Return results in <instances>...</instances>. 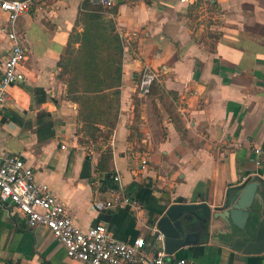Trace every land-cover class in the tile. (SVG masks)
Segmentation results:
<instances>
[{
	"label": "crops",
	"instance_id": "crops-1",
	"mask_svg": "<svg viewBox=\"0 0 264 264\" xmlns=\"http://www.w3.org/2000/svg\"><path fill=\"white\" fill-rule=\"evenodd\" d=\"M86 1L38 0L19 18L28 52L19 69L24 80L7 90L0 155L20 156L83 231L104 224L114 240L142 238L155 254L154 230L164 212L202 203L210 218H193L190 244L164 250L169 259L264 264V245L256 252L237 245L253 242L264 223V179L251 161L252 149L264 148V0H115L103 9L122 41V77L114 127L98 131L79 121V106L58 78V62L82 31ZM6 20L0 10V75L10 49L1 31ZM79 131L109 136L83 146ZM105 149L112 158L97 171ZM250 185L251 198L242 199L249 212L244 227L215 217L227 196ZM118 195L141 208L94 207ZM0 264L79 262L47 228L28 227L15 208L0 204Z\"/></svg>",
	"mask_w": 264,
	"mask_h": 264
},
{
	"label": "built area",
	"instance_id": "built-area-1",
	"mask_svg": "<svg viewBox=\"0 0 264 264\" xmlns=\"http://www.w3.org/2000/svg\"><path fill=\"white\" fill-rule=\"evenodd\" d=\"M38 0H0V10L6 13L7 20L1 31L10 42V49L2 64L0 75V116L7 101V90L21 83L24 75L20 67L26 60L28 48L23 36L17 29L19 18L28 13ZM94 7L111 9L115 0H87ZM197 0H178L186 5ZM148 82L141 83L144 93L149 91ZM62 149L65 148L63 145ZM264 148L252 149V163L261 178L264 179ZM146 161H142V168ZM119 181V177H114ZM0 204L15 208L30 228H47L53 237L63 246L66 256L79 264H199L185 258L171 260L164 252L163 235L155 228L154 243L157 248L151 254L142 238L131 243L116 241L104 224H97L87 230H81L69 216L65 206L59 202L46 185H38L31 169L17 155H0ZM121 204H128L133 210H139L140 204L125 195L111 199L95 200L97 210H111Z\"/></svg>",
	"mask_w": 264,
	"mask_h": 264
},
{
	"label": "trees",
	"instance_id": "trees-1",
	"mask_svg": "<svg viewBox=\"0 0 264 264\" xmlns=\"http://www.w3.org/2000/svg\"><path fill=\"white\" fill-rule=\"evenodd\" d=\"M103 12L89 1L84 3L78 19L82 31L71 38L58 62V78L66 84L67 96L79 106V121L95 131L99 125L109 130L114 127L122 77V41ZM73 40L78 48L71 45ZM111 158L110 149L102 151L97 171H104Z\"/></svg>",
	"mask_w": 264,
	"mask_h": 264
},
{
	"label": "water",
	"instance_id": "water-1",
	"mask_svg": "<svg viewBox=\"0 0 264 264\" xmlns=\"http://www.w3.org/2000/svg\"><path fill=\"white\" fill-rule=\"evenodd\" d=\"M254 186L250 185L244 190L239 188L237 193L232 196H227L223 206L218 209V214L215 217H220L229 226L233 224L238 227H244L249 212L245 211L244 197L251 198V189ZM241 196V199L238 198ZM200 213L201 217L198 216ZM210 209L205 204H181L170 206L164 214L157 220L156 229L163 235L164 250L167 254H172L179 248L190 244L189 229L192 225L193 218H198L206 222L210 218ZM238 246L243 247L247 252H256L264 245V223L258 226L257 233L253 242L243 243L239 241Z\"/></svg>",
	"mask_w": 264,
	"mask_h": 264
},
{
	"label": "rangeland",
	"instance_id": "rangeland-1",
	"mask_svg": "<svg viewBox=\"0 0 264 264\" xmlns=\"http://www.w3.org/2000/svg\"><path fill=\"white\" fill-rule=\"evenodd\" d=\"M78 134H79L78 139H80V144H82L83 146L98 145L100 143H103L104 142L103 139H105V137L107 136V134L104 135L96 134L94 139H91L88 137L87 132L79 131Z\"/></svg>",
	"mask_w": 264,
	"mask_h": 264
}]
</instances>
